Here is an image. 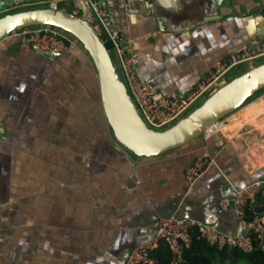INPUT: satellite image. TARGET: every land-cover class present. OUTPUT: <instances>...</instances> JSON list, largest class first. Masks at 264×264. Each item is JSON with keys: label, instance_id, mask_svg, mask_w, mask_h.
<instances>
[{"label": "crops", "instance_id": "0c3cea01", "mask_svg": "<svg viewBox=\"0 0 264 264\" xmlns=\"http://www.w3.org/2000/svg\"><path fill=\"white\" fill-rule=\"evenodd\" d=\"M49 4L22 0L0 14ZM106 8L139 57L141 76L168 97L189 93L218 62L264 40V0H107ZM156 12L168 18L167 29ZM211 12L221 16L191 22ZM245 64L243 73L257 66ZM225 135L137 158L112 134L85 51L47 59L10 36L0 43V264H124L155 235V224L147 227L142 217L148 210L180 193L197 202L249 184L264 168L253 167L264 129L250 123ZM205 154L216 166L190 185L185 170ZM225 214L222 229L237 234L235 213Z\"/></svg>", "mask_w": 264, "mask_h": 264}, {"label": "water", "instance_id": "95a60500", "mask_svg": "<svg viewBox=\"0 0 264 264\" xmlns=\"http://www.w3.org/2000/svg\"><path fill=\"white\" fill-rule=\"evenodd\" d=\"M22 0H3L0 11L7 10L12 4ZM94 0H79L80 15H74L69 9H57L52 6L23 10L0 17V43L8 39L13 33L34 27H54L72 36L88 54L97 73L100 89L102 110L108 125L118 144L137 158L158 157L180 149L193 141L203 137L209 128L223 122L226 117L233 115L242 107L251 103L264 90V62L238 77L222 85L206 101L165 130L149 128L142 120L137 107L127 92L121 80L106 42L100 33L89 22V5ZM154 3V0H150ZM193 2V0H192ZM215 6L217 2H214ZM214 3H211L214 8ZM75 5L72 3L71 7ZM161 28L163 19L157 13ZM221 15L209 13L199 21L191 19L192 23H208L215 21ZM169 22V21H168ZM193 26V25H192ZM41 57L56 59L61 55L38 50ZM236 68V67H235ZM264 176V168L254 177ZM227 183V182H226ZM248 183L232 185L222 193L211 192L202 201L192 202L180 193L170 197L154 209L148 210L147 227L160 219L177 218L180 220H194L212 224L222 229L226 214L220 208L223 198L233 199L237 191L242 190ZM230 190V191H229Z\"/></svg>", "mask_w": 264, "mask_h": 264}, {"label": "built area", "instance_id": "2783aa9c", "mask_svg": "<svg viewBox=\"0 0 264 264\" xmlns=\"http://www.w3.org/2000/svg\"><path fill=\"white\" fill-rule=\"evenodd\" d=\"M56 8L53 0H45ZM73 3L71 12L74 15L81 13L78 7L79 0H61ZM107 0H94L89 5V22L110 43V53L117 65L121 80L127 92L137 107L142 120L154 130H163L176 124L187 115V111L202 97L213 94L226 83L224 77L235 67L264 59V40L253 49L233 55L227 60L217 63L213 72L196 85L189 93L176 97H168L162 92L160 85L145 80L139 73V57L125 34L113 23L112 15L106 8ZM22 41L34 51L51 52L66 55L75 47V39L65 31L54 27H34L15 32L11 35ZM117 61V62H116ZM223 123V122H221ZM224 133L214 125L206 131L202 138L209 141L217 135ZM216 166L215 160L205 154L196 157L185 170V178L190 185L197 183L207 172ZM258 194L264 195V177L254 179L242 190L237 191L233 199L223 198L220 208L224 212L233 211L236 215L240 231L229 234L217 226L194 220H180L175 217L160 219L155 223V235L148 243L140 245L129 251L124 264H156L151 258L150 251L156 248L160 241H164L173 254L172 264L185 262L184 248L188 247L193 236H198L212 246L223 248L225 246L240 248L251 252L255 248L264 252V216L249 221L248 212L252 211Z\"/></svg>", "mask_w": 264, "mask_h": 264}, {"label": "trees", "instance_id": "16d2710c", "mask_svg": "<svg viewBox=\"0 0 264 264\" xmlns=\"http://www.w3.org/2000/svg\"><path fill=\"white\" fill-rule=\"evenodd\" d=\"M102 40H105L102 37ZM108 50L111 49L110 43L106 44ZM264 90L256 98L260 97ZM252 102V101H251ZM200 139H203L202 137ZM256 216H264V195L258 194L252 211L248 212L249 221H253ZM150 256L156 264H172L173 254L166 242L160 241L158 246L150 251ZM185 262L182 264H264V252L255 248L251 252H245L240 248L225 246L219 248L212 246L201 239L198 234L193 236L192 243L184 248L183 254Z\"/></svg>", "mask_w": 264, "mask_h": 264}, {"label": "bare ground", "instance_id": "6f19581e", "mask_svg": "<svg viewBox=\"0 0 264 264\" xmlns=\"http://www.w3.org/2000/svg\"><path fill=\"white\" fill-rule=\"evenodd\" d=\"M261 117L264 119V96L252 101L251 103L247 104L246 106L238 110L236 114L231 115V117L228 118V121L230 122L229 124L219 123L217 124V127L221 131H224L225 133L226 132L231 133L234 130H239L244 125L246 124L249 125L250 123L258 126V128L261 126L260 128L264 129V125L260 124L258 121V119ZM210 129L211 128H209V130ZM262 149H263L262 153H257L256 151L255 152L258 154V161L263 163L264 162V146L262 147Z\"/></svg>", "mask_w": 264, "mask_h": 264}, {"label": "rangeland", "instance_id": "374dc122", "mask_svg": "<svg viewBox=\"0 0 264 264\" xmlns=\"http://www.w3.org/2000/svg\"><path fill=\"white\" fill-rule=\"evenodd\" d=\"M11 12L12 11H6V12H2L1 14H0V17H2V16H4V15H6V14H11ZM76 41V40H75ZM75 47H78L80 50H82V51H84V49L82 48V46L76 41L75 42ZM72 51H73V49H72ZM264 62V59H260V60H258V61H256V64L257 65H260V64H262ZM246 66H247V64H245L242 68H240L241 70L239 71V72H241V73H243L246 69ZM233 76H235V73H234V70H232V71H230V73H228L227 74V77H224V79H227V78H231V77H233ZM262 96H264V93L260 96V97H262ZM260 97H258V98H260ZM258 98H256V99H258ZM206 98L205 97H202V98H200L196 103H195V105L193 106V108L196 106V105H198V104H200L201 102H204V100H205ZM255 99V100H256ZM192 108H190L188 111H187V115H189L190 114V112H192ZM237 112H235L234 114H236ZM186 115V116H187ZM231 117V115L230 116H228V117H226L225 119H223L222 121H223V123H226V124H229L230 122L228 121V118H230ZM258 121H259V123L260 124H263L264 125V119L261 117V118H259L258 119ZM258 127V126H257ZM261 127V126H260ZM263 127V126H262ZM166 128H164L163 130H165ZM237 131L238 130H234L233 132H224V131H222V132H224L226 135V137L228 138V139H230V138H232V136L235 134V133H237ZM256 159H258V154L256 153V155L254 156ZM259 163H260V165H262V166H264V162H263V164L259 161L257 164H255L253 167L255 168V169H257V166L259 165ZM248 169V168H247ZM214 264H219V263H214Z\"/></svg>", "mask_w": 264, "mask_h": 264}]
</instances>
